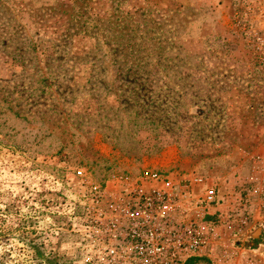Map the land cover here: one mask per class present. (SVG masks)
Wrapping results in <instances>:
<instances>
[{
	"label": "rangeland",
	"instance_id": "obj_1",
	"mask_svg": "<svg viewBox=\"0 0 264 264\" xmlns=\"http://www.w3.org/2000/svg\"><path fill=\"white\" fill-rule=\"evenodd\" d=\"M108 44L163 79L137 124ZM263 180L264 0H0V264H117L124 196L166 186L205 242L154 264H264Z\"/></svg>",
	"mask_w": 264,
	"mask_h": 264
},
{
	"label": "built area",
	"instance_id": "obj_2",
	"mask_svg": "<svg viewBox=\"0 0 264 264\" xmlns=\"http://www.w3.org/2000/svg\"><path fill=\"white\" fill-rule=\"evenodd\" d=\"M166 187H151L148 190L137 187L132 189L130 195L124 196L122 204L118 206L119 210L115 219L122 228L120 236L124 235L127 238L126 244L128 248H131V252L127 256L119 257L115 263H163L167 262L165 258L169 249L173 257L180 253L177 251L178 247L186 253H198L203 250L205 240L197 228L194 234L185 238L177 230H166L171 221L169 208L173 206L176 195ZM92 190L96 193V199L101 201L104 194L99 186L94 185ZM262 194L264 196V180ZM220 200L217 191L211 188L207 190L205 196L197 197L196 203L209 205ZM170 238H176L179 241L178 247L175 243L165 241ZM137 239L141 242L136 243ZM134 254L136 255L133 256Z\"/></svg>",
	"mask_w": 264,
	"mask_h": 264
},
{
	"label": "trees",
	"instance_id": "obj_3",
	"mask_svg": "<svg viewBox=\"0 0 264 264\" xmlns=\"http://www.w3.org/2000/svg\"><path fill=\"white\" fill-rule=\"evenodd\" d=\"M116 46L107 45L110 47V55H113L114 62L113 65L118 66V72L114 82L118 80L121 89H126L125 94L128 95L126 99L129 103H135L134 116L130 117V122L137 124V119H145L149 114H139L140 105L147 103V106L153 105L154 100H158L157 104L161 102V97L155 96V91L161 88L162 77H158L156 73H151L143 68L147 64V60L141 61L128 50L129 45L118 44ZM116 48V49H115ZM104 82L100 86H105L108 84V79L106 77L103 79ZM156 86H159L156 88ZM132 96V97H129ZM146 110V108H145ZM133 114V113H130ZM143 122V121H142ZM163 121L159 119L158 124ZM140 124V123H139Z\"/></svg>",
	"mask_w": 264,
	"mask_h": 264
}]
</instances>
